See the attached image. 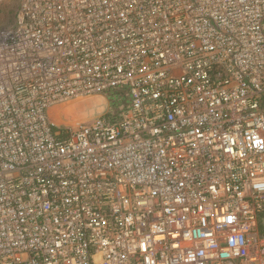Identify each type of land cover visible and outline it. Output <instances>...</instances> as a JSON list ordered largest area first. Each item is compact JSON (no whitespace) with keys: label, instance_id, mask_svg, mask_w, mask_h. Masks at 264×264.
<instances>
[{"label":"built area","instance_id":"obj_1","mask_svg":"<svg viewBox=\"0 0 264 264\" xmlns=\"http://www.w3.org/2000/svg\"><path fill=\"white\" fill-rule=\"evenodd\" d=\"M0 264H264V0H19Z\"/></svg>","mask_w":264,"mask_h":264},{"label":"rangeland","instance_id":"obj_2","mask_svg":"<svg viewBox=\"0 0 264 264\" xmlns=\"http://www.w3.org/2000/svg\"><path fill=\"white\" fill-rule=\"evenodd\" d=\"M18 4L19 0H6L0 7V29L14 24V15L18 9ZM110 103L108 98L97 96L74 100L56 109L58 115L52 117V120L59 126L71 127L109 110ZM69 107L74 108L73 114L66 113L65 109Z\"/></svg>","mask_w":264,"mask_h":264},{"label":"bare ground","instance_id":"obj_3","mask_svg":"<svg viewBox=\"0 0 264 264\" xmlns=\"http://www.w3.org/2000/svg\"><path fill=\"white\" fill-rule=\"evenodd\" d=\"M73 110H74V108H67V109H65V111H67L66 113H72L73 112ZM57 111V110H56ZM73 114V113H72ZM54 118V117H53Z\"/></svg>","mask_w":264,"mask_h":264}]
</instances>
